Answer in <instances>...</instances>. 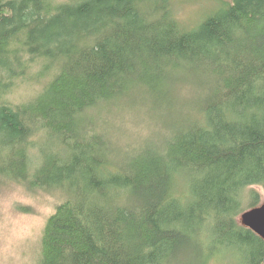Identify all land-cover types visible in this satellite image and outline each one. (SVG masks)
I'll return each instance as SVG.
<instances>
[{
  "label": "trees",
  "instance_id": "16d2710c",
  "mask_svg": "<svg viewBox=\"0 0 264 264\" xmlns=\"http://www.w3.org/2000/svg\"><path fill=\"white\" fill-rule=\"evenodd\" d=\"M220 1L190 28L172 0H0V183L66 194L35 264H264V239L237 219L264 186V0ZM177 82L206 89L201 116L161 149L118 158L88 129L144 91L175 107Z\"/></svg>",
  "mask_w": 264,
  "mask_h": 264
},
{
  "label": "rangeland",
  "instance_id": "374dc122",
  "mask_svg": "<svg viewBox=\"0 0 264 264\" xmlns=\"http://www.w3.org/2000/svg\"><path fill=\"white\" fill-rule=\"evenodd\" d=\"M221 4L220 0H172L175 15L190 28L191 26L196 28L204 18L220 8ZM46 77L47 75L41 82L35 79L20 82L7 96L8 99L17 102L22 100L23 96H33ZM205 92L206 89L202 85L177 82L173 87L174 104L177 105L175 107L167 105L164 109L162 106L154 107L152 99L148 97L150 94L144 91L135 94V100L128 105L122 103L107 105L100 111L98 122L88 123L87 126L94 133L105 135L114 149L113 154L118 158L122 153L133 151L142 143H147V147L156 149L157 146L148 144L155 139H160L159 149H161L167 139L166 135L172 133L178 123L191 119L196 112L198 117L201 116L197 96H202ZM170 95L173 98L172 93ZM192 109H194L193 113ZM97 112L98 110L93 113ZM252 191L258 193L260 200L257 206L263 205L264 186L262 185L251 186L244 191L243 205L248 207L251 204ZM65 198L66 194L58 189L30 191L17 181L7 180L0 183V264L37 262L46 221ZM237 219L242 223L240 215ZM208 264H222V262L214 257Z\"/></svg>",
  "mask_w": 264,
  "mask_h": 264
},
{
  "label": "water",
  "instance_id": "95a60500",
  "mask_svg": "<svg viewBox=\"0 0 264 264\" xmlns=\"http://www.w3.org/2000/svg\"><path fill=\"white\" fill-rule=\"evenodd\" d=\"M241 220L245 226L264 239V204L244 212Z\"/></svg>",
  "mask_w": 264,
  "mask_h": 264
},
{
  "label": "bare ground",
  "instance_id": "6f19581e",
  "mask_svg": "<svg viewBox=\"0 0 264 264\" xmlns=\"http://www.w3.org/2000/svg\"><path fill=\"white\" fill-rule=\"evenodd\" d=\"M259 206H261V205H259ZM257 207H258V206H257ZM249 210H250V209H249ZM246 211H248V210H246ZM246 211H244V212H246ZM244 212H243V213H244ZM243 213H242V214H243ZM242 214H241V215H242ZM242 224H243V221H242ZM243 225H244V224H243ZM244 226H245V225H244ZM245 227H247V226H245ZM247 228H249V227H247Z\"/></svg>",
  "mask_w": 264,
  "mask_h": 264
}]
</instances>
